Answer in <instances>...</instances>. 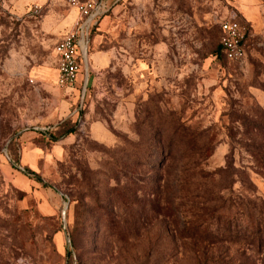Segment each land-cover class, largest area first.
I'll return each instance as SVG.
<instances>
[{"label": "rangeland", "instance_id": "1", "mask_svg": "<svg viewBox=\"0 0 264 264\" xmlns=\"http://www.w3.org/2000/svg\"><path fill=\"white\" fill-rule=\"evenodd\" d=\"M77 17L0 0V264H264V0H124L60 87Z\"/></svg>", "mask_w": 264, "mask_h": 264}, {"label": "built area", "instance_id": "2", "mask_svg": "<svg viewBox=\"0 0 264 264\" xmlns=\"http://www.w3.org/2000/svg\"><path fill=\"white\" fill-rule=\"evenodd\" d=\"M76 10L78 17L74 28L62 37L54 48L58 62L60 87L76 88L81 84L80 74L89 49L90 32L116 6L124 0H63ZM220 45L224 58L240 63L248 56L250 33L248 27L234 19L220 22ZM86 85L84 87V93Z\"/></svg>", "mask_w": 264, "mask_h": 264}, {"label": "trees", "instance_id": "3", "mask_svg": "<svg viewBox=\"0 0 264 264\" xmlns=\"http://www.w3.org/2000/svg\"><path fill=\"white\" fill-rule=\"evenodd\" d=\"M220 37H221V33H220ZM216 52H217L218 58L225 59L223 56V52H222V48H221L220 43H219V46H218ZM76 127H77V123L73 124L72 121L64 122L58 127L57 132L54 134H49V137L54 141L57 140L56 134H60V137H67V136L72 135L76 132Z\"/></svg>", "mask_w": 264, "mask_h": 264}, {"label": "water", "instance_id": "4", "mask_svg": "<svg viewBox=\"0 0 264 264\" xmlns=\"http://www.w3.org/2000/svg\"><path fill=\"white\" fill-rule=\"evenodd\" d=\"M85 63H86V70H87V68H88V56H87V52L85 53ZM87 73H88V71H87Z\"/></svg>", "mask_w": 264, "mask_h": 264}, {"label": "crops", "instance_id": "5", "mask_svg": "<svg viewBox=\"0 0 264 264\" xmlns=\"http://www.w3.org/2000/svg\"><path fill=\"white\" fill-rule=\"evenodd\" d=\"M77 16H78V14H77Z\"/></svg>", "mask_w": 264, "mask_h": 264}]
</instances>
